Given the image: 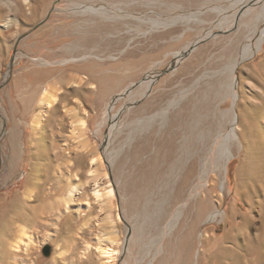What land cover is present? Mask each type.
Returning <instances> with one entry per match:
<instances>
[{
  "label": "rangeland",
  "instance_id": "1",
  "mask_svg": "<svg viewBox=\"0 0 264 264\" xmlns=\"http://www.w3.org/2000/svg\"><path fill=\"white\" fill-rule=\"evenodd\" d=\"M0 6L48 35L8 75L12 47L0 82V264H264V0Z\"/></svg>",
  "mask_w": 264,
  "mask_h": 264
},
{
  "label": "crops",
  "instance_id": "2",
  "mask_svg": "<svg viewBox=\"0 0 264 264\" xmlns=\"http://www.w3.org/2000/svg\"><path fill=\"white\" fill-rule=\"evenodd\" d=\"M23 13L24 6L19 7ZM17 9V7H16ZM6 12L4 11V8L0 6V82L2 80V74H3V68L6 65L7 57L9 56V51L12 49L13 45L15 44L16 40L19 39L17 49L21 51H26L28 48H31V45L35 41H41L43 39L45 41V44H47L48 41V35H47V28L46 25H41L37 28V22H34L35 20L32 18H25L20 17V13L14 14V19L8 23L5 24V17ZM37 20V18H35ZM19 20V21H18ZM21 21V22H20ZM35 28V29H34ZM47 66L45 65V68L41 70L39 73V81L41 84L46 85V92L48 90V84H49V77L46 70ZM21 70H24V67L21 68ZM14 71L13 78L9 82V91L11 92L12 87L15 85L16 79H23L22 71ZM63 68L55 67V76L51 75L50 80L54 79L55 82V88H56V97L57 99H52L51 103H58V99L60 101V98H62V95L64 92L60 91L63 89L64 82H63ZM70 82L69 85H71V88L75 91L78 89V83H79V71L77 69H73L71 76L69 78ZM50 85L53 86L52 81H50ZM148 91V90H147ZM77 93V92H76ZM74 91L72 92L71 100H74ZM11 97V96H10ZM47 99V96H45ZM59 97V98H58ZM11 148V146H9ZM15 197H18V194H14ZM2 203V210L5 211L9 208L8 201L5 197H3ZM130 227V234L132 237V242L130 243V252L133 258H135L137 254V248L136 244L139 240H141L142 237V231L141 229L136 225L133 227ZM22 232H27L29 229H26V226L23 225L19 228ZM145 232V231H144ZM146 233V232H145ZM144 233V234H145ZM136 261V260H135ZM133 260L131 264H136ZM167 264V263H165ZM183 264H191L188 260L187 262L184 261Z\"/></svg>",
  "mask_w": 264,
  "mask_h": 264
},
{
  "label": "bare ground",
  "instance_id": "3",
  "mask_svg": "<svg viewBox=\"0 0 264 264\" xmlns=\"http://www.w3.org/2000/svg\"><path fill=\"white\" fill-rule=\"evenodd\" d=\"M251 4H253V3H251ZM247 4H244V5H242L241 7H245ZM259 8V7H258ZM261 8V7H260ZM252 9V8H251ZM250 9V10H251ZM262 9V11H263V8H261ZM247 10V9H246ZM249 10V11H250ZM249 11L247 12V13H249ZM256 13H258L257 11H256ZM255 13V14H256ZM263 13V15H264V11L262 12ZM246 14V13H245ZM234 15V14H233ZM242 15V14H241ZM240 15V16H241ZM251 15V14H250ZM236 16V15H235ZM249 16V15H248ZM258 17V16H257ZM239 19V16H237V19H236V17H234V19H233V21H232V23H234V22H236V23H238L237 22V20ZM263 37H264V28L261 30V34H260V36H259V39H258V41H257V44H256V50H259L260 49V46H261V41H262V39H263ZM197 43H198V41H196L193 45H191L187 50H185V51H183L182 52V54L180 53V54H178V55H176L177 56V58H176V60H174V65H175V63H176V61L180 58V56H184V53L186 52V53H188L191 49H193L196 45H197ZM248 55L247 56H251L252 54H253V52H254V50H252V49H250V47L248 46ZM137 83H133L132 85H130L131 87L132 86H134V85H136ZM130 86H128L127 88H125V90L123 91L124 92V95H125V93L126 92H129L130 90H131V87ZM147 88V87H146ZM122 93V92H121ZM121 93H119V94H117V96H115L113 99H112V101H111V105L116 101V99H118V97L121 95ZM236 100V94H233V101H235ZM109 109L110 108H108V111H109ZM233 120L235 121L236 120V117L234 116L233 117ZM228 136H230L231 138H233V139H235L236 138V134L234 133V130L233 129H231L229 132H228ZM228 152H230L229 151V149L227 150ZM226 151V152H227ZM223 183V182H222ZM222 186V185H221ZM109 190H112V189H109ZM218 214H221L220 212H217L216 214H214V216H212V217H215L216 215H218ZM227 236V235H226ZM124 245H125V243H124ZM247 245V244H246ZM246 250V249H245ZM100 252H101V254L102 255H104V256H106L107 258L108 257H110L112 254H113V252H114V249L113 248H111V247H101V250H100ZM257 256H258V254H256ZM260 255V254H259ZM259 257V256H258ZM261 258V257H260ZM259 258V259H260ZM258 259V260H259ZM257 260V261H258Z\"/></svg>",
  "mask_w": 264,
  "mask_h": 264
},
{
  "label": "water",
  "instance_id": "4",
  "mask_svg": "<svg viewBox=\"0 0 264 264\" xmlns=\"http://www.w3.org/2000/svg\"><path fill=\"white\" fill-rule=\"evenodd\" d=\"M241 8H243V7H241ZM224 31H219V33H223ZM213 33H211V35H212ZM18 41H19V39H17L16 40V42H15V44H14V46H13V49H12V54H11V56H10V70H9V72H8V75H10L11 74V71H12V63H13V60H14V57H15V52H16V46H17V43H18ZM185 54H187L186 52L184 53V55ZM174 60L171 62V64H170V66L168 67V68H166L165 70H163V72H167V71H169L173 66H174ZM6 82V81H5ZM4 85V83L3 84H0V87L1 86H3ZM129 234H130V230L128 229V232H127V234H126V238H125V241H127V239H128V237H129ZM51 252H52V247H51V245H49V244H45L43 247H42V254H43V256L44 257H49L50 256V254H51Z\"/></svg>",
  "mask_w": 264,
  "mask_h": 264
}]
</instances>
